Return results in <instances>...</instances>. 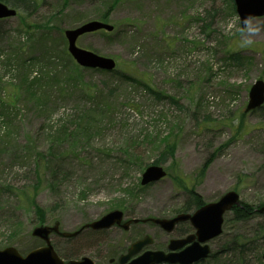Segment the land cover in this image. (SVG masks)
Instances as JSON below:
<instances>
[{
  "label": "rangeland",
  "instance_id": "374dc122",
  "mask_svg": "<svg viewBox=\"0 0 264 264\" xmlns=\"http://www.w3.org/2000/svg\"><path fill=\"white\" fill-rule=\"evenodd\" d=\"M32 4L24 16L0 19V248L24 255L44 244L31 234L38 219L26 191L44 223L61 231L115 208L125 218L172 217L185 201L176 176L206 203L233 189L253 209L264 204V103L244 112L251 85L264 82V15L241 27L233 0ZM90 19L113 30L85 33L77 45L115 59L117 74L70 73L63 31ZM164 141L175 146L161 164L166 175L141 186ZM222 230L196 264H263L264 214L236 221L227 212ZM193 231L187 222L168 233L140 221L70 238L52 233L50 242L59 255L116 264L145 234L152 243L135 256L167 252L170 238Z\"/></svg>",
  "mask_w": 264,
  "mask_h": 264
},
{
  "label": "water",
  "instance_id": "95a60500",
  "mask_svg": "<svg viewBox=\"0 0 264 264\" xmlns=\"http://www.w3.org/2000/svg\"><path fill=\"white\" fill-rule=\"evenodd\" d=\"M235 10L238 13L241 27L256 16L264 15V0H233ZM16 8L0 1V18L12 17L16 15ZM99 29L111 31L113 25L97 19L88 20L76 27L64 30L67 41V51L73 60L82 67L112 70L115 67V60L108 56L97 54L93 51L79 47L76 44L78 36L93 32ZM264 102V82L257 79L253 82L248 93V102L244 109L245 112L258 108ZM166 171L160 164L148 165L141 174L140 184L146 185L164 177ZM235 206H241L239 194L235 190H228L222 193L216 201L201 205L192 213L179 212L173 217H146L142 219L133 218L121 222L123 212L120 209H112L100 218L85 223L79 229L69 232L59 230V223L52 225L41 224L35 226L31 234L44 241V245L28 251L21 255L14 246L0 248V264H94L88 256L80 259L64 261L54 250L49 235L58 234L62 237H73L84 227L91 229H105L117 224L127 229L132 222H149L159 226L166 232H171L175 225L182 221H189L194 228V232L182 238H172L168 243V252L163 250H145L138 256L127 260L141 248L152 242L149 235L132 242L125 254L119 257L120 264H192L198 262L210 252L207 241L220 235L222 232L223 215ZM258 212H264V204L258 208ZM264 263V253L262 254Z\"/></svg>",
  "mask_w": 264,
  "mask_h": 264
},
{
  "label": "trees",
  "instance_id": "16d2710c",
  "mask_svg": "<svg viewBox=\"0 0 264 264\" xmlns=\"http://www.w3.org/2000/svg\"><path fill=\"white\" fill-rule=\"evenodd\" d=\"M2 1L17 8L19 10L18 16H22V15L24 16L27 13H29L30 6H32L33 5L32 3L34 2V0H2ZM71 62H72L71 63L72 70L70 69V73L77 74L80 68L82 67L78 66L73 60H71ZM110 72H115V74H117L116 70H113ZM146 88L151 93L155 94L156 96H159V93L156 90H154L150 85H147ZM165 97L168 98L169 101L172 102L173 104L178 105V101L174 97L172 96H165ZM164 142L165 144L159 151L158 157L155 159L154 164H162L168 159L172 160V158L174 157V152H175L174 144L167 142V141H164ZM204 167H205V164L202 167V170L204 169ZM175 181L177 183V186L183 191V194L185 195V201H183V204L180 209L181 211H189V210L196 209L204 203L202 196L187 186L186 180L181 179V177L179 176H176ZM23 195L25 197V200L29 201L30 204L33 206L35 214L38 219V224L44 223L45 222V216H44L45 210L35 203L34 196L31 195L29 191L24 192ZM232 213H233L234 220L247 221L251 219L252 217H254L255 215H257L258 212L256 211V209H253L252 207L243 203L241 207H235ZM263 233H264V230H263ZM262 236H264V234ZM231 245L230 244L227 245L225 249L230 250ZM232 247L240 250L242 245H235V246L232 245ZM59 256L62 257L63 259H71V258H76L77 255L74 254L73 252H69V253L61 252Z\"/></svg>",
  "mask_w": 264,
  "mask_h": 264
},
{
  "label": "flooded vegetation",
  "instance_id": "af4514ba",
  "mask_svg": "<svg viewBox=\"0 0 264 264\" xmlns=\"http://www.w3.org/2000/svg\"><path fill=\"white\" fill-rule=\"evenodd\" d=\"M130 227V226H129ZM129 229V228H128ZM110 262H113V259H110ZM116 264H117V262H116Z\"/></svg>",
  "mask_w": 264,
  "mask_h": 264
}]
</instances>
